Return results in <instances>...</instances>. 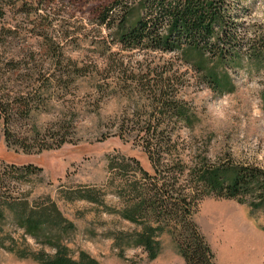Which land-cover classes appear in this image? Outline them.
Segmentation results:
<instances>
[{
  "label": "rangeland",
  "instance_id": "rangeland-1",
  "mask_svg": "<svg viewBox=\"0 0 264 264\" xmlns=\"http://www.w3.org/2000/svg\"><path fill=\"white\" fill-rule=\"evenodd\" d=\"M113 1L1 0L0 94L12 104L9 127L15 133L7 140L1 122V190L31 205L57 203L74 227L55 233L75 256L85 250L103 264H185L169 232L160 236L156 259L149 260L142 247L127 246V235L141 227L107 208H124L128 181L140 176L133 159L152 172L143 149L149 121H162L171 144L177 143L169 157L182 159L187 171L205 155L212 165L264 168V74L232 69L234 89L219 93L179 52L125 48L115 28L100 21ZM139 1L124 0L118 15ZM250 2L249 20L264 24V0ZM142 13L137 9L132 20ZM158 98L182 105L193 126L173 111L162 113L161 105L155 110ZM59 130L67 142L61 143ZM189 179L182 185L189 187ZM85 193L97 202L68 198ZM195 199V220L218 264H264L262 210L236 199ZM234 216L252 232L248 245L239 238V225L228 226ZM0 234L7 244L14 236L17 249L54 252L29 235L25 244L8 212L0 219ZM0 264L42 263L0 246Z\"/></svg>",
  "mask_w": 264,
  "mask_h": 264
},
{
  "label": "trees",
  "instance_id": "trees-1",
  "mask_svg": "<svg viewBox=\"0 0 264 264\" xmlns=\"http://www.w3.org/2000/svg\"><path fill=\"white\" fill-rule=\"evenodd\" d=\"M123 2L114 0L105 8L100 21L115 28V38L125 48L179 52L183 61L201 73L212 89L219 93H230L234 89L232 69L247 67L256 74H264V24L249 20L253 6L250 0H140L139 6L126 10L121 16L118 12L123 9ZM2 3L0 0L1 14ZM137 9L143 13L132 20L131 15ZM116 21L118 23L113 27ZM3 68L0 67V76ZM156 104L155 110L161 105L162 113L173 111L175 117L193 126L191 114L182 105L162 98H158ZM11 105L0 94V124H4L7 140L15 136L9 127ZM31 110L28 103L24 115L29 117ZM161 123L160 120L157 123L149 121L145 127L149 138L145 139L143 149L152 172L144 168L140 160L133 159L140 176L128 181L123 195L124 208L107 210L117 212L141 227L127 235L125 244L142 247L149 260L161 254L160 236L169 232L177 242L185 264H218L211 243L195 220L198 210L195 198L236 199L240 203H249L252 210L264 212V168L233 162L212 165L205 155L200 163L187 171L182 159L169 157L173 150H177V143L171 144V138L166 135L167 128H163ZM59 136L61 143L67 142L66 134L60 131ZM30 172H34L32 167ZM188 176L189 187H185L182 180ZM1 187L4 185L0 181V219L8 212L23 230L22 241L25 244L29 235L52 247L54 252L48 253L43 249L35 252L27 246L20 250L15 248L18 240L14 236L9 237L7 244L0 234L1 247L42 264H103L85 250H80L75 256L60 233H55L57 229L68 231L74 227L57 203L50 201L31 205L27 199L16 200L7 196ZM75 197L97 202L92 193L70 195L68 198ZM120 238L119 234L117 240Z\"/></svg>",
  "mask_w": 264,
  "mask_h": 264
},
{
  "label": "bare ground",
  "instance_id": "bare-ground-1",
  "mask_svg": "<svg viewBox=\"0 0 264 264\" xmlns=\"http://www.w3.org/2000/svg\"><path fill=\"white\" fill-rule=\"evenodd\" d=\"M230 223H228L229 224L228 226L231 228V230H232V228H234V226H238L239 225V228H241V231L239 233V238L242 241H245L244 244L248 245L247 242H249L251 240V238L253 237L252 232L251 231H249V232L246 231L245 224H244V226L240 224V219H239L238 216H234L232 218V221H230ZM255 236H257V235H255ZM259 242H261V244H264V239L259 238Z\"/></svg>",
  "mask_w": 264,
  "mask_h": 264
}]
</instances>
